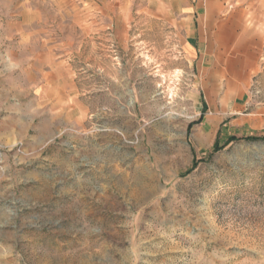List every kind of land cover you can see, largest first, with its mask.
<instances>
[{
  "label": "rangeland",
  "instance_id": "obj_1",
  "mask_svg": "<svg viewBox=\"0 0 264 264\" xmlns=\"http://www.w3.org/2000/svg\"><path fill=\"white\" fill-rule=\"evenodd\" d=\"M212 5L192 62L163 0H0V264H264V0Z\"/></svg>",
  "mask_w": 264,
  "mask_h": 264
},
{
  "label": "crops",
  "instance_id": "obj_2",
  "mask_svg": "<svg viewBox=\"0 0 264 264\" xmlns=\"http://www.w3.org/2000/svg\"><path fill=\"white\" fill-rule=\"evenodd\" d=\"M167 6L169 14L178 27L183 30V55L188 56L192 62L200 58L201 47L203 46L202 25L204 17L214 16L216 10L213 9L212 0H163ZM207 3V5H206ZM209 5V6H208ZM208 6V7H207ZM206 30L211 31L210 38L205 39L208 46H212L214 38L213 24H208Z\"/></svg>",
  "mask_w": 264,
  "mask_h": 264
},
{
  "label": "trees",
  "instance_id": "obj_3",
  "mask_svg": "<svg viewBox=\"0 0 264 264\" xmlns=\"http://www.w3.org/2000/svg\"><path fill=\"white\" fill-rule=\"evenodd\" d=\"M247 139H250V140H255V139H264V136H263V137L249 136V137H247Z\"/></svg>",
  "mask_w": 264,
  "mask_h": 264
}]
</instances>
